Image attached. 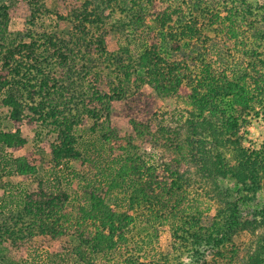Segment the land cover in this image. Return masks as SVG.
Segmentation results:
<instances>
[{
	"label": "trees",
	"instance_id": "1",
	"mask_svg": "<svg viewBox=\"0 0 264 264\" xmlns=\"http://www.w3.org/2000/svg\"><path fill=\"white\" fill-rule=\"evenodd\" d=\"M120 1L121 9H132L133 4L129 5L128 0ZM244 1H247V15L252 14L254 5L248 0ZM261 11L264 16V5L261 6ZM75 14L81 18H76L73 25L79 33L67 39H59L58 42L51 35L45 37V48H53L56 57L52 54L45 55L38 47L41 44L35 40L29 43L19 40L13 44L9 41L11 33L0 24V48H5L0 55L3 66V69H0V94L2 93V102L10 109V117L15 122L14 132L0 131V166L9 174L14 166H19L22 158L7 152L6 148L13 149L23 144L19 128L20 115L25 106H28L31 112L35 111L33 105H26V100H33L36 94H47L46 97L59 100L57 112L60 113L61 120L54 123L53 128L57 134L60 132L58 138L61 139L55 147L58 151L52 150L54 157L59 158L58 152L61 151L64 155L58 159L60 163L63 158L81 159L87 163L84 172L73 173L75 178H79L78 190H81L75 193L83 201V204L78 203L81 204V210L77 215L68 214L69 217L64 220L59 216L62 222L58 223L54 217H57V209L60 207L58 195L66 190L58 178L54 181L41 180L38 183L39 192L24 191L23 198L17 201L20 202L16 218L19 223L16 224L15 221L4 227L6 233L3 235L0 232V241L10 239L16 249H21L24 247L22 242L35 233H52L54 245L58 250L46 254L47 264H68L65 252L73 253L81 264H106L116 252L120 256L119 264H154L155 262L152 263L148 259L151 256L158 264H167L168 257L162 255L159 250L153 251L154 248L150 253V250L144 247V242L151 243V234L138 237L133 247L128 248L132 236L129 234L137 216L125 209H135L139 212V217H143L142 221L151 223V229L155 228V224H169L173 238L179 242L181 250L188 252L191 249L189 256L191 260L193 258L194 263L203 256L207 257L209 248L213 250V255L217 254L223 258L224 248L232 244L239 208L236 203L225 209L219 207L207 225H200L204 212L202 204L206 194L205 188H194L198 180L187 174L186 170L181 172L177 167L178 163H163L160 168L147 162L137 152L138 145L134 136L159 144L157 135L152 133L151 124L130 118L131 133L122 138L109 130V124L101 120L103 114L92 110L91 115L87 117L93 119V125L98 127L96 142L100 141V144L91 142L82 149L77 147L79 126L83 115L88 114V111L81 109V105L85 102L84 98L93 101L90 85L88 86L84 79L91 72L93 60L100 58V51L106 47L102 41L91 39L86 31L83 32V10L82 13ZM1 16L4 17V13ZM253 20L255 22H250L253 42L246 41L240 50L247 60L245 67L241 65L244 62H239L241 70L230 76L225 70L216 71L203 64L198 71L201 74L200 85L192 86L193 92L188 93L185 98L192 103L189 114L198 116L195 119L196 124L192 121L189 123L191 131L195 132V127L205 129L203 123L206 116L209 125L213 127L210 130L214 142L212 146L207 145L204 138L192 143L191 156L202 177H209L210 174H229L245 186L258 190L264 187V174H260V171L264 170V164H254L259 161L258 155H253L255 152L245 157L241 154V147L234 148L232 145L235 138L233 129L238 125L237 120L245 119L251 112L264 113V55L258 49L264 46V18L258 21L255 17ZM162 46L163 42L150 44L151 51L146 57L149 61L145 66L147 76L149 75V81L161 95L180 96L179 91L185 87L184 82L191 79V66L197 65V60L204 58L203 51H200L199 45L185 51L176 43L170 47L172 52L169 53L166 47L163 49ZM17 54H20V57ZM165 60L171 61L172 65L167 72L160 70L161 67L157 65ZM186 62L188 66L184 68ZM127 66L123 69L125 71L113 70L114 78L121 84V94L132 86L139 87L144 80L143 76L136 75V67ZM58 70L59 73L56 74ZM155 73L159 76L157 79L154 77ZM87 87L88 93L85 90ZM77 92L83 97V101ZM227 100L230 101L229 107L223 106ZM198 118H201V121ZM220 129L227 134L223 141L220 135H214ZM159 130H163V127L159 126ZM105 141L109 143L107 147ZM223 142L222 145L226 143V148L219 147ZM42 181L46 185L45 188L41 187ZM40 189L44 195L41 199L42 206H37ZM243 199L247 202L246 197ZM262 212L264 213V206ZM1 228L0 226V230ZM64 230H69V233L62 234ZM133 240L135 239H131Z\"/></svg>",
	"mask_w": 264,
	"mask_h": 264
},
{
	"label": "rangeland",
	"instance_id": "2",
	"mask_svg": "<svg viewBox=\"0 0 264 264\" xmlns=\"http://www.w3.org/2000/svg\"><path fill=\"white\" fill-rule=\"evenodd\" d=\"M248 1L254 5L250 16L245 10L247 1L244 0H128L129 5L133 4L130 10L121 9L120 0H0V24L11 33L9 41L13 44L19 40L26 43L35 40L41 44L38 47L45 55H54L53 48H45V37L51 35L58 42L59 39H67L79 33L73 25L76 18H80L76 17L75 13L80 14L82 10L85 17L82 21L83 32L86 31L91 39L104 43L106 49L100 51V58L93 60L91 72L84 79L85 83L90 85L93 101L84 98L85 102L81 105V109L88 111V114L83 115L79 126V149L91 142L100 144V141L96 142L98 127L93 125V119L87 117L91 115L92 110L103 114L101 120L107 122L109 130L122 138L131 133L132 126L129 121L134 118L135 121L151 124L152 133L158 138L159 144H154L149 139L141 140L134 136L138 145L137 152L147 162L160 168L163 163H178L177 167L181 172L186 170L187 174L198 180L194 188H205L206 194L202 204L204 212L200 225H207L217 208L225 209L236 203L239 208L237 224L234 227L232 244L224 248L226 257L213 255V250L209 248L208 256L201 257L195 263L189 256L191 249L183 252L179 242L174 240L169 224H155V228L151 229V223L142 221L143 217L137 214L139 212L124 207L128 213L137 216L129 234L132 236L128 248L133 247L138 237L151 234V243L144 242V247L149 249L150 253L154 248L153 251L159 250L162 255L168 257L167 264H264V187L251 189L229 174H210L209 177H202L191 156L192 143L204 138L207 145L212 146L214 142L210 130L213 127L209 125L206 116L203 123L205 129L195 127V132L191 131L189 123H195L198 116L189 114L192 103L185 98L188 93L193 92L192 86L200 85L201 74L198 71L203 64L216 71L225 70L230 76L236 75L241 70V65L245 67L247 60L240 50L246 41L253 42L250 22H255V17L258 21L264 18L261 11L264 0ZM3 13L4 17L1 16ZM155 42H163V49L166 47L169 53L172 52L170 47L176 43L185 51L187 48H195L196 45L203 51L204 58L198 59L197 65L191 66V79L184 82L185 87L180 89V96L165 97L149 81L145 67L149 59L146 57L151 51L150 44ZM258 49L264 55V46ZM4 51L5 48H0V55ZM170 62L165 60L157 65L161 67L160 70L167 72L172 66ZM239 62L244 63L240 65ZM127 65L136 67V75L143 76L144 80L139 87L132 86L121 94V84L114 78L113 70H123ZM187 66L188 63H184V68ZM2 67L0 61L1 70ZM58 73L59 70L56 74ZM157 75L154 74L156 79L159 77ZM89 87L85 89L87 93ZM46 95L36 94L33 100H26V105H33L35 111L31 112L30 108L25 106L20 115L19 128L23 144L13 149L6 148L7 152L22 158L18 168L14 166L9 174L0 166V209L5 212L0 213V232L3 235L6 233L4 227L16 221L20 204L17 201L23 198L24 191L39 192L38 183L41 180L54 181L58 178L66 190L63 193L60 191L62 194L58 195L60 207L57 209V217L54 216L58 223L62 222L60 217L64 220L69 217L68 214L77 215L81 210L80 205L83 204L82 199L75 193L79 189V178H75L73 173L84 172L87 163L73 158H63L60 163L58 159L64 155L61 151L58 152L59 158L54 157L52 150L58 151L55 147L61 139L58 138L60 132L57 134L53 128L54 123L61 120L60 113L57 112L59 100H52ZM2 97L1 93L0 131L14 132L15 122L10 117V109L2 102ZM80 99L83 101V97ZM223 106L229 107L230 101H225ZM198 119L201 121V118ZM95 122L97 123L96 120ZM237 123L233 129V147H241L242 156L249 157L248 154L255 152L253 155H258L259 161L254 164H264V113L251 112L245 119H238ZM159 126H162L163 130H159ZM214 135H220L223 141L227 134L220 129ZM104 144L107 147L109 143L105 141ZM222 144L224 142L219 144V147L226 148V143ZM209 165L212 166L210 161ZM260 174L263 175L264 170H261ZM41 187H46L43 181ZM38 195L37 206H42L41 199L44 194H41V189ZM245 197L247 202L243 199ZM31 203L36 205L32 201ZM41 206L39 208L44 211ZM10 211L13 213H6ZM64 231L62 234L69 233V230ZM22 245L24 247L16 249L10 239L0 241V264H47L46 254L58 250L54 245L52 233L45 232L35 233L31 238L25 239ZM65 253L68 264H81L73 253ZM119 258L116 252L106 264H119ZM148 259L158 264L152 256Z\"/></svg>",
	"mask_w": 264,
	"mask_h": 264
}]
</instances>
